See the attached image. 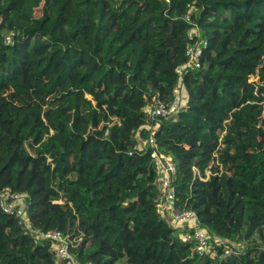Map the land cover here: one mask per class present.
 <instances>
[{"label": "trees", "instance_id": "1", "mask_svg": "<svg viewBox=\"0 0 264 264\" xmlns=\"http://www.w3.org/2000/svg\"><path fill=\"white\" fill-rule=\"evenodd\" d=\"M192 7L207 46L154 136L176 166L175 207L242 244L229 255L179 238L156 211L150 149H136L147 105L173 95ZM5 188L29 195L34 226L75 239L80 262L264 264V0H0ZM0 264L59 262L0 207Z\"/></svg>", "mask_w": 264, "mask_h": 264}, {"label": "built area", "instance_id": "2", "mask_svg": "<svg viewBox=\"0 0 264 264\" xmlns=\"http://www.w3.org/2000/svg\"><path fill=\"white\" fill-rule=\"evenodd\" d=\"M197 16L198 10L192 7L184 18L190 24L187 32L190 41L185 49V60L174 69L177 74V81L172 90L173 95L168 102L157 100L147 105L146 113L152 123L145 125L149 131L148 137L146 139L139 137L136 149L139 151L150 149V157L157 174L156 182L161 192L156 204V211L165 216L171 225L179 230V238L183 242H194L198 253L214 255L215 248L218 247L222 250L223 255H229L234 251L243 250L242 244L211 235L207 228L200 225L193 210L175 207L173 181L176 175V166L170 155L157 148L154 136V131L160 121L174 118L186 104L187 94L183 90L185 87L183 83L184 74L187 71H196L200 67V57L207 46V39L202 35L195 20ZM4 42H10L9 36H5ZM29 205V195L26 192L11 190L10 188L0 191L2 211L17 217L21 228L36 240L49 241L54 248V256L59 264H93L91 261L80 262L76 258L71 251V248L76 244L75 239L56 229L44 230L34 226L28 214Z\"/></svg>", "mask_w": 264, "mask_h": 264}, {"label": "rangeland", "instance_id": "3", "mask_svg": "<svg viewBox=\"0 0 264 264\" xmlns=\"http://www.w3.org/2000/svg\"><path fill=\"white\" fill-rule=\"evenodd\" d=\"M34 14L36 15V16H39L40 14H41V5L38 7V8H36L35 10H34ZM201 66V65H200ZM198 69H200V67L198 68ZM197 69V70H198ZM196 70V71H197ZM254 78H256V77H254ZM176 84V83H175ZM184 91H185V93L187 94V91H186V89H185V87H184V89H183Z\"/></svg>", "mask_w": 264, "mask_h": 264}]
</instances>
